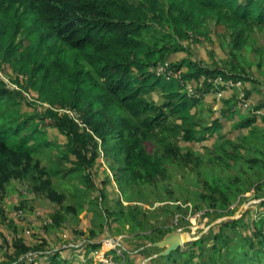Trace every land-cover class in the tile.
I'll return each instance as SVG.
<instances>
[{
    "label": "trees",
    "instance_id": "trees-1",
    "mask_svg": "<svg viewBox=\"0 0 264 264\" xmlns=\"http://www.w3.org/2000/svg\"><path fill=\"white\" fill-rule=\"evenodd\" d=\"M204 22L223 28L219 44L226 49L225 57L212 67L189 57L182 42L191 36L189 31L206 30ZM199 36L204 33L194 35V41ZM261 40L264 41V0H0V62L9 63L13 72L26 77L37 100L47 105L41 113L22 112L23 103L28 104L26 97L0 77V201L13 181L22 182L32 189V194L55 203L45 224L60 226L63 213L74 212L76 207L66 203V193L57 189L53 179L71 173L90 178L103 159L124 198L142 202H148L175 169L201 172L210 163L231 168L230 160L240 155L235 153L240 148L238 142L248 133L243 128L264 122V99L249 98L257 90L258 94L262 92L256 88L257 79L251 77L255 71L250 70L253 65L259 66L264 76V43H258ZM181 51L185 57L171 59L172 54ZM250 53L254 63L245 61ZM255 53L262 59L260 62ZM160 66L165 70L156 72ZM170 69L180 70V77L169 75ZM216 75H222L224 81H242V100L257 102L253 110L263 113H250L232 122L230 131L240 133L223 136L220 143L207 149L205 160L197 145L223 128L221 117L235 116L232 102L235 99L238 103L237 91L221 86L224 91L233 89L230 97L220 98L221 106L216 110L222 116L207 122L197 113V107L216 90L212 80ZM187 83L192 84L193 95L188 94ZM208 110L213 114L214 109ZM48 130L61 135L63 143L56 145L48 139ZM53 144L57 155L50 156L49 168L42 164V158ZM229 147L234 151L227 153ZM207 171L212 178L207 179L209 185L217 182L215 171ZM225 179L231 180L227 176ZM235 180L240 181L234 187L236 195L244 188L258 192L262 184L249 177L246 188L244 178ZM109 182L107 177L103 184ZM89 187L94 185L89 182ZM203 197L213 207L217 197ZM220 200L225 203L227 197L221 196ZM78 203L79 207L83 205L82 200ZM259 203L264 206V201ZM21 206L24 203L18 207ZM135 209L140 207H130L128 218ZM107 213L108 217L114 216L113 211ZM3 220L4 215L0 220L5 258L2 264H21L29 260L30 254L36 258L34 261L41 258L39 264H72V252L87 257L102 245L79 241L80 245L71 246L74 249L66 246L48 252L45 241L32 244L11 220ZM80 235L85 232L80 231ZM233 242H243L248 250L242 252L236 264H264V216L259 220L226 219L218 230L150 262L235 264L237 260L228 256ZM128 254V248H122L121 253L110 249L104 256L113 264H130Z\"/></svg>",
    "mask_w": 264,
    "mask_h": 264
},
{
    "label": "rangeland",
    "instance_id": "rangeland-1",
    "mask_svg": "<svg viewBox=\"0 0 264 264\" xmlns=\"http://www.w3.org/2000/svg\"><path fill=\"white\" fill-rule=\"evenodd\" d=\"M203 27L206 30L189 31L191 36L182 40L186 45L188 55L210 67L221 64V60L225 57L223 51L226 50L219 44L223 28L205 22ZM199 33H204V36H199L197 41H194L193 36ZM258 43L263 44L264 41L261 40ZM185 56L186 53L181 51L172 54L171 59L180 60ZM255 56L258 61L260 59L259 54L255 53ZM245 61L248 63L255 62L251 53L246 56ZM258 68L259 66L256 67L255 65L250 68V70L255 71V75L251 77L257 79L256 88L262 90L260 94H258V90L250 94L249 98L253 100L264 99V76L259 73ZM0 77L7 86L20 89L26 97L28 104L23 103L22 112L32 115L35 114L34 112L41 113L45 109L44 107H47L45 103L41 104L37 100L36 92L33 88L30 89L29 80L13 72L9 63L0 62ZM17 79H19V84L16 83ZM233 89L237 91L236 99L238 101L237 103L234 99V102H232L234 104L231 109H234L235 116L232 118L221 117L223 128L215 132V135L204 143L197 145L205 160L208 159L207 149L220 143L223 136L227 138L231 134L238 135L240 133L239 130L230 131L232 122L239 121L250 115V113L257 116H261L263 113L260 110H253L252 106L257 102L249 103V99L248 101L246 99L242 100V81ZM233 89L221 91V97H217L215 93L213 95L209 93L207 101L202 102L197 107V113L200 112L201 117L207 122L220 118L222 114L219 110H216L218 106H221L220 98L230 97L228 95L233 92ZM154 98L157 97L154 96ZM209 107L214 109L213 114L208 110ZM224 107L225 105L222 103V108ZM250 128L253 130H250ZM247 129L248 133L241 137L238 142L240 148L235 152L240 155L234 161L230 160L232 162L231 168H219L212 163L206 164L209 165L208 169L215 171L217 181L215 183L219 187V191L215 190V183L209 185L207 182V179H212L210 177L211 173L207 171L208 169L201 168V172L175 169L169 178L159 184L157 191L151 194L152 198L148 202L132 201L124 198V192L113 181L107 162L103 159L100 164H97L98 166L93 170L90 178L82 173H71L64 178L53 179L57 189L66 193V203L73 204L76 207L74 212L63 213L60 226L53 223L51 225L45 224V220L51 217L56 207L55 203L45 199L42 195L32 194V189L29 186L17 181H13L8 186L4 198L0 201L2 209L0 220L2 215L5 216L3 221L11 220L15 225L14 227L20 233L26 234V240L32 244L45 241V249L48 252L66 246H69L66 249H74L73 244L79 241L101 242V247L92 250L87 257L81 254L83 256L81 258L79 253L74 252L71 255L70 253L66 254L70 252L67 251L65 254L70 255L72 264H113L104 256L105 253L110 249H116L121 253L122 248H128L131 251L127 258L125 256L130 264H152L150 261L162 249L155 248L150 243L158 240L165 232H184L189 241H198L203 235L218 230L219 225L226 219L239 220L245 217L246 219L259 220L264 216V206L259 203L264 201V122L243 128L244 133L247 132ZM46 137L55 141L56 145H60L64 141V138L53 130H48ZM201 144L206 145L207 148H203ZM56 145L53 144V148L46 149L42 158V164L49 168L51 165L50 156L57 155ZM233 151V147H229L227 153ZM250 159H253V161H250ZM248 167L252 168L248 169ZM225 176L231 180H226ZM107 177H109L110 182L103 184ZM235 177L244 178L245 184L243 185L246 188L249 186L246 181L249 177L256 180L258 184H261L260 181H262V184L258 192L244 188L240 194L236 195L237 190L234 187L240 184V181L235 180ZM89 182L94 187H89ZM59 183H62V185ZM212 194L217 197L213 207L210 206V201L203 197V195ZM221 196L227 197V202H221ZM80 200L83 201L81 207L78 203ZM21 203H24V206L19 208L18 206ZM134 205H138L140 209H135L133 215L128 218L126 213L131 211L130 207ZM121 210H124L122 211L123 215L120 212ZM110 211L114 212V216L108 217L107 212ZM229 230L227 229V231ZM80 231L85 232V235H80ZM91 232L93 236H91ZM234 239L238 238L235 237ZM80 244L81 242L78 243V245ZM242 244L243 242L239 244L233 242L228 247V256L237 260L235 264L239 262L238 258L242 259L243 251L248 253V250ZM3 253L4 249L1 247L0 241V264L5 259ZM27 256H30L29 260L26 259V262L21 264H29L31 260L33 262L36 259L32 258L31 254ZM255 259L257 260V258ZM40 260L41 258L34 261V264H39ZM63 264L70 263L64 261ZM176 264H178V260Z\"/></svg>",
    "mask_w": 264,
    "mask_h": 264
},
{
    "label": "water",
    "instance_id": "water-1",
    "mask_svg": "<svg viewBox=\"0 0 264 264\" xmlns=\"http://www.w3.org/2000/svg\"><path fill=\"white\" fill-rule=\"evenodd\" d=\"M189 239L184 232L173 231L166 233L160 240L150 243L151 246L161 248L157 256L170 254L172 251L182 247Z\"/></svg>",
    "mask_w": 264,
    "mask_h": 264
},
{
    "label": "clouds",
    "instance_id": "clouds-1",
    "mask_svg": "<svg viewBox=\"0 0 264 264\" xmlns=\"http://www.w3.org/2000/svg\"><path fill=\"white\" fill-rule=\"evenodd\" d=\"M164 70H165V67L160 66L159 68L156 69V72L164 71ZM180 72H181L180 70L179 71L178 70L177 71H173L172 69H170L168 74L179 78L180 77ZM177 75H179V76H177ZM212 80L216 84V85H214V86H216V90L214 91V93L217 95V97H221L222 96L221 95L222 94L221 91H224V89L221 86L234 87V86H238V84L240 82V80H234L232 78H229V79L224 81L222 75H216L215 77L212 78ZM189 84H191V83H187L186 90H187L189 95H193L195 93V90L192 87V84L191 85H189Z\"/></svg>",
    "mask_w": 264,
    "mask_h": 264
},
{
    "label": "built area",
    "instance_id": "built-area-1",
    "mask_svg": "<svg viewBox=\"0 0 264 264\" xmlns=\"http://www.w3.org/2000/svg\"><path fill=\"white\" fill-rule=\"evenodd\" d=\"M112 263V262H111Z\"/></svg>",
    "mask_w": 264,
    "mask_h": 264
}]
</instances>
